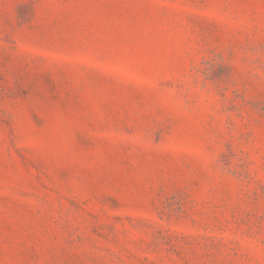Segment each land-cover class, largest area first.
I'll return each mask as SVG.
<instances>
[{"label": "rangeland", "instance_id": "obj_1", "mask_svg": "<svg viewBox=\"0 0 264 264\" xmlns=\"http://www.w3.org/2000/svg\"><path fill=\"white\" fill-rule=\"evenodd\" d=\"M0 264H264V0H0Z\"/></svg>", "mask_w": 264, "mask_h": 264}]
</instances>
